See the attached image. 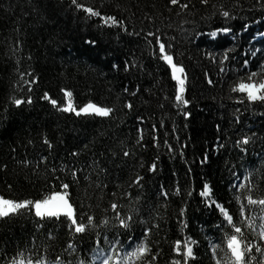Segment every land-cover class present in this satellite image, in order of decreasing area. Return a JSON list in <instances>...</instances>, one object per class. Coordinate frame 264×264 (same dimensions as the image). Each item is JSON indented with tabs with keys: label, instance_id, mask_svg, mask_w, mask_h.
<instances>
[{
	"label": "trees",
	"instance_id": "1",
	"mask_svg": "<svg viewBox=\"0 0 264 264\" xmlns=\"http://www.w3.org/2000/svg\"><path fill=\"white\" fill-rule=\"evenodd\" d=\"M77 2L121 26L72 0H0V196L34 202L67 192L86 224L76 233L67 218L40 219L31 206L0 218V264H92L100 255L109 264H183L185 242L195 256L187 264H231L232 235L243 242L246 264H264V205L247 200L264 199V101L232 91L251 72L264 78V39L253 38L264 24V0ZM224 27L231 31L211 39ZM156 36L185 68L187 106L177 105ZM62 89L76 108L91 102L113 111H61ZM17 98L25 101L18 107ZM117 212L132 217L129 228ZM141 242L147 251L129 257Z\"/></svg>",
	"mask_w": 264,
	"mask_h": 264
},
{
	"label": "snow or ice",
	"instance_id": "2",
	"mask_svg": "<svg viewBox=\"0 0 264 264\" xmlns=\"http://www.w3.org/2000/svg\"><path fill=\"white\" fill-rule=\"evenodd\" d=\"M73 4L76 5L77 8L82 9L85 13H87L89 16H96V17H100L101 20L106 24V25H110V26H121V22L115 17V16H102L101 13L99 11H96L93 7L88 6L86 7L83 3H78L77 0H72ZM202 3H207L208 0H201ZM170 3L172 5H176L178 3V0H170ZM182 8H187L188 5L187 4H183L181 5ZM222 15L224 17H229L230 13L228 11H223ZM126 30V29H125ZM231 29L228 27H224V28H220L217 29L216 31H214L213 33H211V35L213 37L216 36L217 32H224V33H228L230 32ZM149 36H153L154 34L149 32L148 33ZM155 43L158 45L159 48V53H160V58L169 66L170 70H171V77L172 79L175 81V85H176V95H175V100L177 102V105L179 106L180 104H183L185 106L188 105L189 101L187 99H184V93L186 91V71L185 68L178 64L177 62L174 61V56L172 54H170L168 51H166V45L164 42L161 41L159 36L155 37ZM169 47H171L169 45ZM211 55V54H208ZM253 55H255V52H253ZM228 59L227 54H225L223 56V58L221 59L220 63L223 64V62L225 60ZM249 62L247 60L244 61L245 66H247ZM127 65L125 66V69L127 70ZM264 67V66H262ZM221 71H224L223 68H221ZM257 75L256 72H251L248 75L247 78V82H245L244 80H241L236 87L232 88L233 92H241L246 94L247 99L251 102H255V101H264V79L260 80L258 83L256 81L253 80V77H255ZM212 81L209 80V83H211ZM64 91V95H65V103L63 105V107L60 108L61 111H64L66 113H74L77 116H80L82 114L84 115H96V116H100V117H107L109 116L113 109L109 108V107H103V106H99L96 105L94 103H88L85 104L83 107L80 108H76L72 102V92L68 91V90H63ZM44 99H47L50 101V103L56 107L57 106V101L55 99H52L48 93L44 94ZM25 101L22 99H14V104L18 107L20 106L22 103H24ZM31 97L27 98V103H31ZM128 108H131L132 105L129 103L127 105ZM190 113H185V116H189ZM45 143H48L49 147H51L52 145L45 140ZM237 143H240L239 141ZM249 143V140L247 137L243 138V144L247 145ZM244 151H246V149H244ZM73 155H76V153H73ZM124 155L127 156L129 155V153L127 151L124 152ZM203 162H207V155L205 154V156L203 157L202 163ZM156 165L153 164L151 166V170L155 171ZM73 175H75V172L73 173ZM139 181V178H137V182ZM62 187L64 189H67L69 187L68 184H64L62 185ZM240 187H244L243 184L240 185ZM209 194V185L205 184L204 185V189L201 192L202 196H206ZM165 195H167V193H165ZM68 197V193L67 192H55L52 195H50L47 199H38L33 201H29V200H23V201H16L13 199H6L3 196H0V218H5V217H9L10 215L16 214L20 209H25V208H29V206L32 207V209H34V214L36 217L40 218V219H44L45 217H49V218H59L61 216L66 217L69 221L70 224L72 226H74V230L76 233H84L86 230V224L83 221H78L77 219V215H76V210L73 206V204L69 201ZM238 199V197H237ZM248 203L255 205V204H260V205H264V199H253V197L251 195H249L247 197ZM217 207V209L223 213L224 218L228 221L229 224H232L233 222V216L231 214L228 213V211L220 206L218 203L215 205ZM112 209L115 211L118 208V205L116 203H113L111 205ZM241 214H243V207H241L240 209ZM116 218L119 221V225L122 228H129L130 225L128 223V221H130L132 219V217H127V219L121 217L120 213L117 212L116 213ZM94 217H92L91 215H89L87 217V227L91 228L94 227ZM105 224H107V221H105ZM235 233H240L241 232V228L240 227H235V225H233ZM262 229H264V225H262ZM146 234V233H145ZM261 238L264 239V230L261 231L260 233ZM115 239V238H114ZM99 243V241L97 242ZM193 243H195L193 241ZM69 248L72 247L71 244L68 245ZM129 247H131V245H129ZM227 248L230 250L231 253V264H246V260H245V248L243 247V242L238 239V237L236 235H232L228 238L227 240ZM176 252L179 255L180 254V241H177V246H176ZM248 251H251V248L248 247L247 248ZM147 251V247L144 243H139L135 249L131 252L128 253L127 255L129 257H137L143 253H145ZM257 251H259V248H257ZM183 264H187L188 259L192 258L194 259V252H193V248L190 244H188L187 242H185L184 244V251H183ZM109 260L108 259H104L102 261V264H109ZM14 264H16V262H14ZM19 264H24V261L21 260L19 261ZM28 264H41L40 261H28ZM81 264H83V262H81ZM175 264H181V262L179 260H177L175 262ZM217 264H219V261L217 262Z\"/></svg>",
	"mask_w": 264,
	"mask_h": 264
},
{
	"label": "rangeland",
	"instance_id": "3",
	"mask_svg": "<svg viewBox=\"0 0 264 264\" xmlns=\"http://www.w3.org/2000/svg\"><path fill=\"white\" fill-rule=\"evenodd\" d=\"M263 27H262V29L260 28V29H258L256 32H255V34L253 35L254 37V41H258V40H262V39H264V24L262 25ZM221 34H225L224 32H222ZM217 35H218V33H216V36L215 37H213L212 35H210V37H211V39H215L216 37H217ZM264 79V78H263ZM253 80L254 81H256L257 83L260 81V80H262V79H258L257 78V76H255V77H253ZM237 93H240V94H242V95H244L245 97H247L246 96V94H244V93H241V92H238L237 91ZM203 198L202 199H205V200H207V203H209L210 204V192H209V194L208 195H206V196H202ZM223 214V213H222ZM223 217H224V215H223ZM102 261H103V259H99L95 264H102Z\"/></svg>",
	"mask_w": 264,
	"mask_h": 264
},
{
	"label": "water",
	"instance_id": "4",
	"mask_svg": "<svg viewBox=\"0 0 264 264\" xmlns=\"http://www.w3.org/2000/svg\"><path fill=\"white\" fill-rule=\"evenodd\" d=\"M167 65V64H166ZM168 66V65H167ZM34 210V209H33ZM61 217H64V216H61ZM66 218V217H65Z\"/></svg>",
	"mask_w": 264,
	"mask_h": 264
}]
</instances>
